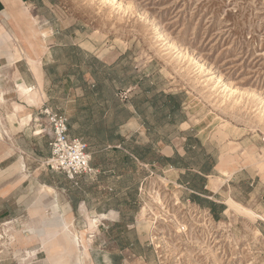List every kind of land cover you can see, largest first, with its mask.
Instances as JSON below:
<instances>
[{
	"label": "rangeland",
	"instance_id": "obj_1",
	"mask_svg": "<svg viewBox=\"0 0 264 264\" xmlns=\"http://www.w3.org/2000/svg\"><path fill=\"white\" fill-rule=\"evenodd\" d=\"M8 1L0 5V56L25 51L16 40L21 31L32 50L42 52V40L55 34L56 44L68 47L53 46L60 59L56 71L69 68L70 84L94 80L101 86L95 129L130 119L138 95L137 117L151 128L142 135L128 127V146L149 144L146 158L157 160L163 144L182 154L187 145L184 164L191 171L217 165L213 180L226 186L214 199L236 202L216 220L175 184L178 172L161 164H138L136 171L115 153L106 162L128 176L103 181L116 182V204L128 218L137 211L136 220L122 221L119 235L107 237L79 231L85 227L81 217L77 225L70 220V232L82 238L80 248L75 238L68 243L66 236L53 235L55 226L46 230L52 235L42 236L35 221L1 217L9 224L0 264H53L60 258L63 264H264V0H52V7L43 5L49 0ZM159 93L178 94L182 110L166 119L167 110H156L162 99L150 103ZM112 99L123 111H109ZM102 137L94 133L96 154ZM96 158L106 159L99 152ZM70 180L88 187L94 200L113 198L93 178ZM188 180L199 184L193 176Z\"/></svg>",
	"mask_w": 264,
	"mask_h": 264
},
{
	"label": "crops",
	"instance_id": "obj_2",
	"mask_svg": "<svg viewBox=\"0 0 264 264\" xmlns=\"http://www.w3.org/2000/svg\"><path fill=\"white\" fill-rule=\"evenodd\" d=\"M29 1L39 2L40 0ZM49 1L50 3L44 2L43 5L52 7L53 2ZM8 3V0H0V5L3 7ZM34 7L38 8L39 4H34ZM21 34L22 31L18 33L19 36L16 35V40L20 48L22 46L25 51L0 56V217L5 219L17 217L19 220L35 221V228L42 233V236L52 235V232L48 233L46 230L55 226L53 231H56V234L53 235L66 236L68 243H70V237H78L80 244L76 246L80 248L82 239L77 233L70 232V220L77 225V220L81 217L85 227L79 231L88 236L107 237L112 234L118 236L116 231L120 223L127 219L132 222L136 220L137 211L134 214L130 213L128 218V214L122 209V203L116 204L114 200L118 189L116 182L103 180L116 178L121 181L128 175L127 171L122 170L121 167L106 161L115 153H120L126 159H130L136 171H138V164L145 167L160 165L158 162L149 160L140 162L132 153V149L128 148L129 139L133 134L128 132V127L135 126L142 131V135H149L148 129L140 122L134 110H131L130 119L124 123L118 125L110 123L102 129H95L94 109L100 105V96L95 91L96 81H91L87 86H78L72 82L70 84L69 68L56 71L55 68L60 59L55 53L57 48L53 46L62 47L58 49L68 47L56 44L55 34L42 40L41 46L43 44L47 46L45 52L33 51L30 40L22 37ZM44 107H50L64 115L68 119L71 135L88 143L93 156L92 165L100 171V174L93 179L111 192L112 200L110 198L94 200L87 193L88 187L82 183L77 185L78 183L71 181L64 173L51 171L44 164L51 156L52 141L48 121L42 113ZM95 132L103 135L102 141L98 142L97 154L92 148L97 143V138L94 139ZM98 152L106 159L98 161L96 158ZM159 153H162L161 157L167 158L176 153L184 157L186 150L182 154L177 148L163 144ZM161 167L166 171L178 172L175 179L178 187L192 194L208 196L207 199L210 201L224 206L225 210L220 216L229 210L228 203L231 208L230 202H236L232 198L229 202L227 198L220 201L214 199L218 198L220 191L226 186L224 181L213 180L218 178L217 165L208 175L197 172L206 179L204 187H201L198 192L187 187L184 169L162 164ZM131 173H133L132 170ZM130 189H133V186H130ZM134 189L137 191L138 185H135ZM78 190L81 191V196L74 195ZM129 204L133 205L132 199L129 200ZM53 222H55L54 225H52ZM82 254L88 258L86 250L82 251ZM133 257L136 256L133 255ZM59 260L53 264H63L57 262ZM127 263L128 261H124L121 264Z\"/></svg>",
	"mask_w": 264,
	"mask_h": 264
},
{
	"label": "built area",
	"instance_id": "obj_3",
	"mask_svg": "<svg viewBox=\"0 0 264 264\" xmlns=\"http://www.w3.org/2000/svg\"><path fill=\"white\" fill-rule=\"evenodd\" d=\"M42 113L52 134L51 156L44 163L47 168L64 173L69 179L98 176L100 171L92 165L93 156L89 145L83 139L71 135L68 119L50 107H44ZM6 225L0 217V249L6 238Z\"/></svg>",
	"mask_w": 264,
	"mask_h": 264
},
{
	"label": "trees",
	"instance_id": "obj_4",
	"mask_svg": "<svg viewBox=\"0 0 264 264\" xmlns=\"http://www.w3.org/2000/svg\"><path fill=\"white\" fill-rule=\"evenodd\" d=\"M95 87H96V92H98V96H101V93H100V90H101V86L98 82H96L95 84ZM138 95L135 96L132 100L133 102V107H134V111H135V114L137 116H141L142 115V110L140 109L139 105H138ZM178 98H179V95L178 94H165V93H159L157 95H155L153 97V99L150 101V103L152 105H155L156 106V101L159 100V99H162V104L160 106H156V110H161V111H168L167 112V115H165L164 117L166 119H169L170 117L174 116L176 113L180 112L182 110V102L178 101ZM112 106L113 108L111 110H115L116 113H118V111H123L122 109L121 110H118L117 109V106H119L120 104L118 103L117 100L115 99H112ZM117 109V110H116ZM142 124L148 129V132L150 131V128H151V125L150 123L145 120V119H142ZM171 120H168V122H170ZM115 125V123H113ZM111 139V135L108 136V140L110 141ZM87 143V142H86ZM88 144V143H87ZM128 148L131 150L132 149V153L137 157V159L140 161V162H143V161H146V160H149L146 158V155L149 154L152 150V147L151 145H148V146H144V147H129ZM138 148L141 149V152L138 151ZM185 150H186V153L187 151H189V148L187 145H185ZM179 154H175L174 156L170 157V158H167V157H160L158 158L157 160H149V161H153V162H158L162 165H170L172 167H175V168H181V169H184L185 171V174H184V177L186 179V182H188V188H190L191 190L193 191H196L198 192V190L201 189V187H204L205 185V182H206V179L201 176L199 173L197 172H200L204 175H208L209 173L212 172V170L214 169V166H210L208 167L207 169L202 167V168H199L197 171H191L190 168L188 167L187 164H184L185 163V158L184 157H181V156H178ZM178 157H181L180 159ZM130 161V159H128ZM189 176H193L194 178L198 179V182L199 184L198 185H194L192 184L191 181L188 180V177ZM193 196H191L189 199L194 202L195 204H197L198 206H200L201 208H204V209H208L210 211V213L214 216V218L216 220H219L221 218L220 214L223 213V211L225 210V207L224 206H221V205H218L212 201H204V200H201L199 197H202V196H199V195H196V194H192Z\"/></svg>",
	"mask_w": 264,
	"mask_h": 264
},
{
	"label": "bare ground",
	"instance_id": "obj_5",
	"mask_svg": "<svg viewBox=\"0 0 264 264\" xmlns=\"http://www.w3.org/2000/svg\"><path fill=\"white\" fill-rule=\"evenodd\" d=\"M6 224H9V223H6ZM82 239V238H81ZM74 242L76 243V244H80V239L77 237V238H75V240H74ZM82 242V241H81ZM75 245V244H74ZM76 246V245H75ZM78 249V248H77ZM60 259H62V258H60ZM63 260V259H62ZM57 262H59V263H61V261L59 260V261H57Z\"/></svg>",
	"mask_w": 264,
	"mask_h": 264
}]
</instances>
